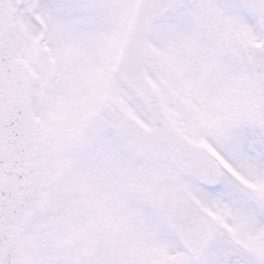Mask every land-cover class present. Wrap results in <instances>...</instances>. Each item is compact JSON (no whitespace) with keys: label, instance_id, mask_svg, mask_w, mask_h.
I'll return each instance as SVG.
<instances>
[{"label":"snow or ice","instance_id":"obj_1","mask_svg":"<svg viewBox=\"0 0 264 264\" xmlns=\"http://www.w3.org/2000/svg\"><path fill=\"white\" fill-rule=\"evenodd\" d=\"M0 264H264V0H0Z\"/></svg>","mask_w":264,"mask_h":264}]
</instances>
